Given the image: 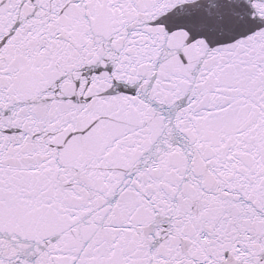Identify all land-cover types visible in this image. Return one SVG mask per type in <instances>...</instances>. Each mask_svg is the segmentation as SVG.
Listing matches in <instances>:
<instances>
[{"label":"snow or ice","instance_id":"snow-or-ice-1","mask_svg":"<svg viewBox=\"0 0 264 264\" xmlns=\"http://www.w3.org/2000/svg\"><path fill=\"white\" fill-rule=\"evenodd\" d=\"M0 264H264V0H0Z\"/></svg>","mask_w":264,"mask_h":264}]
</instances>
